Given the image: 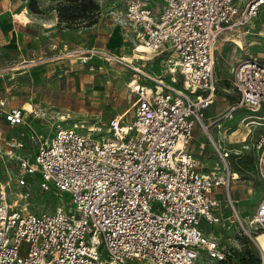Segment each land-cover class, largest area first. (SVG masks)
Wrapping results in <instances>:
<instances>
[{"label":"built area","instance_id":"obj_1","mask_svg":"<svg viewBox=\"0 0 264 264\" xmlns=\"http://www.w3.org/2000/svg\"><path fill=\"white\" fill-rule=\"evenodd\" d=\"M152 1L124 0L120 14L135 50L144 46L145 54L165 59L162 74L138 75L129 84L136 97L129 124L115 119L105 134L83 123L47 135L31 132L35 162L19 157L17 186L39 173L44 190L54 188L71 201L67 210L62 205L36 215L18 205L12 182L0 181V264H194L202 252L226 260L217 238L201 224L220 217L216 191L224 189L232 214L220 217L223 225L236 218L243 227L230 195L240 178L227 143L256 135L255 173L264 185V114L257 115L264 110V61L246 55L231 70L238 98L215 122L232 119L240 109L252 114L231 133L226 128L218 138L208 134L216 165L202 171L191 146L197 124L208 132L204 111L219 91L215 68L222 36L255 17L264 0H251L244 10L237 0ZM0 113L11 127L25 124L22 109ZM9 146L19 151L25 144L13 139ZM251 224L263 230L253 241L264 264V195Z\"/></svg>","mask_w":264,"mask_h":264},{"label":"rangeland","instance_id":"obj_2","mask_svg":"<svg viewBox=\"0 0 264 264\" xmlns=\"http://www.w3.org/2000/svg\"><path fill=\"white\" fill-rule=\"evenodd\" d=\"M69 1L0 0V112L22 109L25 119V124L11 127L0 116V181L3 185L12 182L18 205L25 204L36 215L54 213L62 205L67 210L71 197L54 188L44 190L39 173L28 175L25 186H17L21 173L19 157L35 162V147L29 141L31 132L47 135L59 126L83 123L86 128L93 127L105 134L115 119L122 118L121 124H129L134 117L136 99L129 84L138 75L142 78L137 70L153 78L159 77L165 68L161 56L144 53V59H133L137 45L122 22L124 0H96L98 11L89 12L73 23L62 22L58 8ZM250 1L237 0V4L244 10ZM152 3L157 5L161 0ZM15 14L27 16L26 26L15 22ZM235 39L243 42V49L234 44ZM246 55L264 61V6L251 20L225 32L219 42L215 68L218 95L214 104L204 111L203 124L208 126V132L197 124L191 146L200 157L204 172L211 170L218 160L208 134L218 138L219 132L226 128L231 133L239 129L242 118L252 114L240 109L233 113L232 119L215 122L218 114L228 111L237 101L231 70ZM27 104L33 111L30 112ZM263 114L264 110L257 115ZM256 129L263 132L262 127ZM235 138L232 136L231 140ZM13 139L21 140L24 148L11 149L9 143ZM255 139L256 135L244 143H227L232 150V170L240 178L231 185L230 195L236 201L243 227L238 219L231 218L225 230L215 227L211 233L210 225L203 221L202 230L207 236L217 238L227 256L225 261L216 262L202 252L194 264H236L241 259L249 264L263 263L262 253L253 241L263 230L251 224L264 195V185L255 173ZM216 195L220 207L215 215L231 216L225 190L216 191Z\"/></svg>","mask_w":264,"mask_h":264},{"label":"trees","instance_id":"obj_3","mask_svg":"<svg viewBox=\"0 0 264 264\" xmlns=\"http://www.w3.org/2000/svg\"><path fill=\"white\" fill-rule=\"evenodd\" d=\"M98 10L99 4L96 0H70L67 4H61L58 8L60 21L68 23H73L75 20L86 17L89 12ZM236 264L249 263L241 259L240 263L237 262Z\"/></svg>","mask_w":264,"mask_h":264},{"label":"bare ground","instance_id":"obj_4","mask_svg":"<svg viewBox=\"0 0 264 264\" xmlns=\"http://www.w3.org/2000/svg\"><path fill=\"white\" fill-rule=\"evenodd\" d=\"M26 17H27V16H26ZM26 17H25L24 15H16V14H15V16H14V18H15V22L18 23V24H20L21 26H26V24H27V19H26ZM49 27H50V26H49ZM233 42H234V44L237 45V47H238L239 49H243L244 44H243V42H242L241 40H239V39H235V40H233ZM135 52H136V54L134 55L133 59H135V57H136V58L138 57V58H140L141 60L144 59L145 56H144L143 54L146 52V49H145L144 46H140V47L138 48V50H135ZM123 61H124V60H123ZM127 63H128V64H133L131 61H128ZM137 71H138V73H140V74L146 75V73H143L140 69H138ZM146 76H147V75H146ZM151 78H152V77H151ZM158 78H159L158 76H157V77H153V79H158ZM134 81L137 83L138 79H137V80H134ZM194 99H196V98H194ZM27 107L29 108L30 112L33 111V108H32V106H31L30 104H27ZM122 116H123V115H122ZM242 127H243V125H242ZM245 137H246V135L243 133V134L240 136V138H241V141H240V142H242V139H243V141H245ZM215 227H218V228H220V229L225 230V227H224V225H223L222 219H221L220 217H217V218L214 220L213 224L210 225L211 233H213ZM260 242H261V249L264 250V236H262V237L260 238Z\"/></svg>","mask_w":264,"mask_h":264}]
</instances>
